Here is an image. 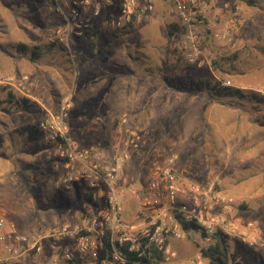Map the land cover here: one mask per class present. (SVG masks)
Segmentation results:
<instances>
[{
  "label": "rangeland",
  "instance_id": "374dc122",
  "mask_svg": "<svg viewBox=\"0 0 264 264\" xmlns=\"http://www.w3.org/2000/svg\"><path fill=\"white\" fill-rule=\"evenodd\" d=\"M206 1L212 21L231 29L236 47L209 36L198 48L201 64L192 65L173 28L170 0H153V11L119 33L110 24L112 9L95 18L88 7L69 25L47 0H0V211L22 234L71 226L90 202L84 185L56 189L65 167L55 145L37 132L64 112L70 141L107 164L122 134L138 135L135 157L124 166L138 191L160 167L172 169L184 186L233 199L226 219L235 236L216 232L227 237L230 264H264V103L246 99L248 114L217 98L206 82L210 74L248 99L264 97V0ZM235 53L236 72L214 71L212 60ZM139 211L137 200L127 203L125 223H137ZM248 233L254 244L243 240ZM213 237L171 238L155 264H210Z\"/></svg>",
  "mask_w": 264,
  "mask_h": 264
},
{
  "label": "built area",
  "instance_id": "2783aa9c",
  "mask_svg": "<svg viewBox=\"0 0 264 264\" xmlns=\"http://www.w3.org/2000/svg\"><path fill=\"white\" fill-rule=\"evenodd\" d=\"M47 1L69 25L88 7H93L95 18L105 9H112L114 16L110 24L115 33L130 29L134 22H140L154 9L153 0ZM171 3L176 24L182 30L181 45L189 64H201L198 48L206 35L232 49L236 47L231 29L212 21L207 2L171 0ZM40 129L47 141L57 148L65 167L57 188L71 190L84 185L89 190L90 202L75 225L58 227L39 236L22 234L0 211V264L39 259L46 251L50 264H143V259L153 261L156 253H164L171 238L183 240L195 233L209 241L217 231L235 236L226 219L234 200L213 188L184 186L172 169L159 167L150 173L143 190L136 189L124 174L132 150L139 145L135 132L128 131L118 138L111 162L107 164L101 157L79 149L70 141L64 112L51 115ZM184 197L187 200L182 203ZM134 200L139 202L140 211L137 223L128 225L123 219L125 207ZM192 222L198 229L185 230L183 224ZM243 240L254 244L249 233ZM101 253L105 254L102 260Z\"/></svg>",
  "mask_w": 264,
  "mask_h": 264
},
{
  "label": "trees",
  "instance_id": "16d2710c",
  "mask_svg": "<svg viewBox=\"0 0 264 264\" xmlns=\"http://www.w3.org/2000/svg\"><path fill=\"white\" fill-rule=\"evenodd\" d=\"M203 2H207L206 0H201ZM241 1L243 3H249L252 2V0H238ZM173 28L175 29V32L182 34V30L181 28L178 26V24H175L173 26ZM90 33H87V35H89ZM170 35L172 36V30L170 32ZM207 37H209V35H206L204 39H206ZM203 39V40H204ZM22 49H26L25 46L21 47ZM39 53H33L34 56L39 55ZM239 56V53H235L231 56H227V57H221L218 60H212V67L214 69L215 72L217 73H224L226 74H230L231 71H237L238 69L235 67V62L237 60V57ZM209 76L210 80L208 79L207 84L208 85H212L213 84V89L215 90L216 93H214L217 98L220 99H224V102H235L236 105L235 106H240L237 107L240 110L250 114V111L246 108H244V102L245 100H250L252 103L254 104H260V103H264V97L259 95V97L257 95H251V99H248V96L242 92L240 89H235L233 87H222L220 85L219 82H217L212 76H210V74L206 75ZM201 84H205L202 81H200ZM203 90V89H200ZM16 101V106L17 107H21L24 104L23 100H18L16 98H14ZM231 106H234L233 104H230ZM254 123L258 124L260 121L257 119L253 120ZM264 124V123H263ZM264 126V125H263ZM37 132L38 133H42L45 137L46 135L41 131L40 127L37 128ZM48 148H51V146H48ZM1 154V153H0ZM132 157H135V152L134 154H132ZM36 201L39 203V197L36 196ZM45 210H48V208H46ZM183 227L185 230H191V229H198V225L195 222L192 223H187V224H183ZM226 238L225 236L222 235V233H215L213 239L215 240L214 245L211 246L210 248V264H230V259H229V252H228V248H227V244H226ZM207 256V255H205ZM105 257L104 253H101L100 255V260H102ZM132 260H135L136 257H134L133 255L131 256ZM162 257H163V253H156L155 256V260L151 261L149 259H143V264H155V262L157 261H162Z\"/></svg>",
  "mask_w": 264,
  "mask_h": 264
},
{
  "label": "crops",
  "instance_id": "0c3cea01",
  "mask_svg": "<svg viewBox=\"0 0 264 264\" xmlns=\"http://www.w3.org/2000/svg\"><path fill=\"white\" fill-rule=\"evenodd\" d=\"M171 1V0H170ZM176 19V18H175ZM238 117H240L239 116V114L237 113L236 114V118H238ZM235 128H238V125L236 124L235 125ZM252 128H255V127H252ZM252 131H251V133L252 134H254V131H253V129H251ZM257 133H259L260 134V131H258ZM259 134H257V135H259ZM259 139V138H258ZM257 140H255V139H253L252 141H251V146H253L254 144H255V142H256ZM59 163H61V164H63L62 162H59ZM61 170V172H63V173H65V171L64 170H62V169H60ZM64 176V175H63ZM62 176V177H63ZM57 184H60V183H57ZM56 189H57V186H56ZM73 189V188H72ZM71 189V190H72ZM74 189H76V188H74ZM70 190V191H71ZM77 192H79V191H77ZM37 195H35V197H36ZM37 197H39V196H37ZM37 202V201H36ZM38 203V202H37ZM39 203H40V201H39ZM3 214L5 215V217L7 218V216H6V214H5V212H3ZM31 219V218H30ZM78 220H79V218L78 219H74L73 220V224L71 225V226H73V225H75L77 222H78ZM14 221V220H13ZM56 228H58V227H56ZM36 229V228H35ZM35 229H34V231H35ZM55 229V228H54ZM44 234V233H43ZM41 235V234H40ZM35 236H39V235H35ZM44 257H47L46 259H44ZM43 258V259H42ZM32 262V263H31ZM19 264H50V262H49V252L48 251H46V253L42 256V257H40L39 259H35V260H33V261H24V260H22L21 262H19Z\"/></svg>",
  "mask_w": 264,
  "mask_h": 264
}]
</instances>
